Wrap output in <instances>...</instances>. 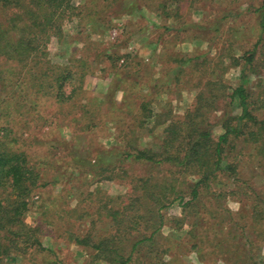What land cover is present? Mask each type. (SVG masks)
Here are the masks:
<instances>
[{
  "label": "rangeland",
  "instance_id": "1",
  "mask_svg": "<svg viewBox=\"0 0 264 264\" xmlns=\"http://www.w3.org/2000/svg\"><path fill=\"white\" fill-rule=\"evenodd\" d=\"M134 1L74 0L80 22L77 17L73 23L66 22L63 34L50 39L48 62L89 65L80 95L62 104L42 99L36 111L27 108L32 99L28 95L22 107L9 101L0 106V125L8 124L20 146H26L21 149L40 173L38 183L42 185L28 197V210L22 216L24 224L33 228L29 235L37 236L42 246L27 235L0 264H114L95 255L90 246L111 231V215L103 211L94 225L91 219L97 218L102 196L104 200L107 195L125 197L133 178L146 179L149 170L146 163L123 160V171L93 176L86 174L90 169L86 160H95L97 151L119 145L158 153L172 123L183 136L179 140L195 137L198 128H205L215 141L224 132L220 121L227 117L235 121L240 115L232 97L239 82V66L230 64L229 57H239L254 43L256 21L244 9L261 0H139L146 8L121 13L132 8ZM219 18L223 20L215 27ZM189 23H197L201 29H191ZM259 62L247 89L252 114L264 121V69ZM14 89L18 88H6L4 98L16 95ZM142 104H147L150 114L141 109ZM12 136L0 138V142ZM235 143L238 150H231L236 153L231 169L224 166L211 182L210 190L220 201L203 191L198 203L181 205L173 193L185 187L182 198L187 199L186 185L192 184L196 175L185 169L171 171L165 165L151 170L156 179L167 175L174 187L163 208L158 209L163 202L148 200L144 210L153 212H138L140 191L134 189L135 200L121 214L126 222L123 227H127L128 236L158 229L154 250H142L149 263L234 264L241 235L228 232L227 225L238 222L248 227L254 219L259 220L250 246L257 258L264 260V153L256 143L239 139ZM15 147L19 148L17 143ZM90 191L93 195L88 196ZM83 208L87 212H82ZM84 237L90 244L77 243V238ZM134 260L128 264L140 261Z\"/></svg>",
  "mask_w": 264,
  "mask_h": 264
},
{
  "label": "trees",
  "instance_id": "2",
  "mask_svg": "<svg viewBox=\"0 0 264 264\" xmlns=\"http://www.w3.org/2000/svg\"><path fill=\"white\" fill-rule=\"evenodd\" d=\"M154 1L167 3L176 0ZM134 2L133 9L127 7L121 13L131 14L133 10L146 8L139 3V0ZM244 10L255 18L258 33L250 49L245 50L239 57H235V55L229 57L230 64L234 62L239 66V82L232 91V97L240 107L241 113L235 121H230L228 117L224 121H220L224 132L218 135L215 141L212 140L210 130L205 128H198L195 137L179 140L183 136L179 135L176 123H172L165 130L166 135L162 141V149L158 153L149 149H138L134 146H130L128 149L119 145L109 147L104 151H97L95 160H86V165L90 168L86 170V174L93 176L111 173L119 169L123 171V160L146 163L149 170L146 176L148 178L145 179L144 176L138 180L133 178L134 184L131 185V191L126 192L125 197L107 195L104 200V196H102V205L96 210L97 218L91 219L92 225L99 219V215L103 211L105 214L111 215L113 224L110 232H106L104 236L91 242L90 246L97 252L95 255H101L114 264H128L135 261L136 258L140 260H138V264H151L147 260L148 255L142 250L144 248L150 251L154 250L158 229L155 228L146 235L128 236L127 227H123L125 221L121 214L125 207L132 204L130 201L135 200L134 189L140 191L138 195L140 211L138 212L146 209L148 200H153L150 203L155 204L163 202L164 205L158 209L165 206L170 198L169 192L174 187L169 184L167 175L162 179H156V173L153 175L151 172L153 168L165 165L169 166L171 171L185 169L189 170L190 174L196 175V179L191 181L192 184L186 185L189 196L187 199L182 198L185 187L178 193H173L175 194L173 199H177L181 205L188 206L192 202L198 203L203 191L211 192V182L217 178L219 172L224 171V166L226 169H231L236 154H233L231 150H238L235 141L239 139L245 143H256L260 151L264 153V121L258 120L252 114L251 93L247 89V85L251 81L250 75L257 70V65H259L258 58L263 60L259 63L260 67L264 69V0ZM79 14L80 11L75 7L74 0H0V106L9 101V103L22 107L27 102L28 95L32 96V99L28 101L30 105L27 108L35 110L42 99L52 98L56 104H62L81 94L83 78L87 73H90L89 65L87 63L74 65L72 61L58 65L57 63L51 64L47 60V46L50 39L52 37L59 38L63 34V26L66 22L73 23L76 21V17L80 22ZM89 14L90 12H87V15ZM224 19H226V15ZM222 20L223 18L215 20L213 25L219 27ZM187 26L191 29H201L197 23H189ZM27 86L30 87L27 88ZM12 87L18 88L14 89L17 94H9L10 98L5 99L6 88L11 89ZM26 91L28 92L26 93ZM147 108H149L147 104L141 105V109L150 114L151 112ZM21 114L19 113V116ZM36 114L41 117L39 113ZM11 132L8 124L0 125L1 139L12 136ZM18 142L14 136L7 142H0V259L18 246V240L25 242L26 236L33 229L24 224L22 216L28 210V197L34 189L42 186L38 183L40 173L30 165L26 152L21 149L26 146H20ZM16 143L19 148L15 147ZM175 191L177 190L175 189ZM6 193L10 195L5 198ZM11 194L15 196L10 197ZM211 194L216 196L214 192ZM90 195H93L91 191L88 192V196ZM219 197L212 198L215 201H220ZM82 202V199L79 200L78 205ZM105 208L106 210H102ZM262 211L264 213V209ZM82 212H87V209L83 208ZM145 212L152 213L153 211L144 210ZM138 216L140 219H144L143 213ZM158 216L159 220L157 218L156 222L160 223L158 226L160 227L162 218L160 215ZM258 220L251 221L248 227H243L242 224L234 221L227 225L228 232L232 231L241 235L237 241L238 247L241 246L238 252L239 258L234 261V264H239L237 262L264 264V260L257 258L256 251L250 246L253 238L252 233L256 231L255 224ZM223 225L224 218L219 223L220 228ZM25 227L28 228L24 232ZM250 229L252 230L250 231ZM29 236L33 237V242L37 243L39 247L42 246V242L37 236L35 237L33 234ZM193 236L197 237V229L193 230ZM4 238L8 239L6 243L3 242ZM76 241L84 245L90 244L87 237L77 238ZM246 244L249 247H246ZM228 263H230L229 260Z\"/></svg>",
  "mask_w": 264,
  "mask_h": 264
}]
</instances>
